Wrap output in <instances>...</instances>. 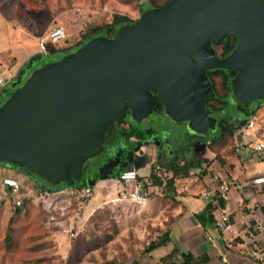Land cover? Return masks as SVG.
<instances>
[{"label": "water", "instance_id": "water-1", "mask_svg": "<svg viewBox=\"0 0 264 264\" xmlns=\"http://www.w3.org/2000/svg\"><path fill=\"white\" fill-rule=\"evenodd\" d=\"M228 32L236 36L234 46L218 57L211 39ZM40 58L3 89L0 161L72 187L87 161L98 159L105 131L127 108L139 118L160 101L171 120H186L200 133L212 129L215 118L204 103L213 95L207 68L236 70L233 97L243 105L256 100L249 117L264 97V0H166L143 7L111 36L92 35L34 64Z\"/></svg>", "mask_w": 264, "mask_h": 264}, {"label": "rangeland", "instance_id": "rangeland-1", "mask_svg": "<svg viewBox=\"0 0 264 264\" xmlns=\"http://www.w3.org/2000/svg\"><path fill=\"white\" fill-rule=\"evenodd\" d=\"M141 1L0 0V14L38 16L40 28L53 22L63 24L66 37L57 42L60 46L56 49L58 51L43 53L41 58L34 62L38 65L71 50L87 26L108 21L114 11L136 18ZM56 14L58 19L52 18L50 22L51 17ZM96 34L103 32L99 31ZM249 117H253L254 120L249 133L234 129L231 139L226 138L224 145L217 151L210 146V150L201 160V166L205 167L204 171L189 174L190 178L187 179H178L175 186L179 192L191 196L199 195L198 189L206 185L202 180L203 173L208 172L211 176L216 172L244 173V165L251 159V153L246 146L247 140L253 135L264 138V100ZM169 146L174 152L180 148L179 143L177 145L171 143ZM94 157L96 156L92 158ZM208 163L210 167L206 168ZM10 173L9 175H14L13 171ZM85 176L84 169L75 182H81ZM28 177L23 175L18 177L22 188L34 186ZM121 183L123 181L116 178L98 180L90 194L84 196L71 193L68 186L51 192L45 191L47 194L44 196H39L38 189L35 188L33 191L36 194L16 212L13 204L0 200V264H131L134 259L138 264L178 262L180 260L178 253L165 258V261L158 258L156 253L166 249L163 244L152 250L155 257L147 256L146 252L142 251V246L163 228L169 217H172V208L177 199L172 193L167 195L154 193V188L151 192L150 186L147 185L146 201L137 204L128 200H118L116 196ZM79 237L80 240L87 241L81 243L78 241V247L69 256L68 251L73 240ZM214 251L217 252L214 249L211 253H215ZM240 254L244 255L241 252ZM252 261L245 258L240 264H254ZM206 264L227 263L213 254Z\"/></svg>", "mask_w": 264, "mask_h": 264}, {"label": "crops", "instance_id": "crops-1", "mask_svg": "<svg viewBox=\"0 0 264 264\" xmlns=\"http://www.w3.org/2000/svg\"><path fill=\"white\" fill-rule=\"evenodd\" d=\"M52 18L58 19L57 14L51 17L50 22H52L53 20ZM38 23H39L38 16H34L30 14H0V70H6V77L3 80V82L0 84V98L3 93V89L5 88L4 93L8 91V89L10 88V82L16 79L19 76V74L22 73L21 71L25 68L28 62H30L33 58L37 57L38 54L42 55L43 53H54L58 51L56 49L59 48L60 46H58L57 43H49L48 49H46V51L44 52L39 50L37 46V38L38 36L43 35L45 30L51 24L48 26L45 25L43 28H40ZM209 150L210 149L208 148L207 151ZM148 156L151 159L152 157L151 150L148 152ZM203 157L204 156L199 157V159L196 160V161L198 160L200 161L199 165H195L196 161L191 163H182L179 161L173 162L170 160L166 161L165 163H159L150 160L148 161L149 163H141V165L139 164L140 166L137 169L133 167V165H130L135 170H137L138 172L137 175L148 183V185L150 186L149 190L150 189L152 190L154 188L155 190L154 193H158V194L164 193L165 195L172 193L174 197L177 199L171 212V216L173 217V219L169 224V235L171 239L170 241L163 244L166 247V249L156 253V255L160 259V256L166 253L170 249L172 244H174L179 249L180 248L189 249L193 255H197L201 252H204L206 254V260L201 262L200 264L208 263L211 259V255L213 254H215L216 257L219 256L220 260L227 264L229 263L240 264L244 261L245 258L252 260L244 251V245L247 243L248 240L246 236L241 237L240 235H236L233 238L230 245L223 247L224 233H222L219 229H217L214 226L216 207L211 208L210 215H208V212H203V206L207 201L212 199L211 197L213 195L211 194H214L216 180H218L219 176H223L222 173L216 172V174L213 176L209 175L208 172L203 173L202 180L206 183V185L205 187H201L198 189L200 194L196 196L182 194L175 186V182H177L178 179L180 178L187 179L190 178L189 174H192L194 172L196 173L202 172L201 160ZM247 161L248 162H246V164L244 165L245 167L244 173L243 175H241L240 178V179H244L241 181L245 183H247V177L251 172H253L255 169H260L263 167L260 162L256 161V159H252V160L250 159V161L249 160ZM171 163L189 166L190 168L188 174L187 175L174 174L173 176L172 174L173 171L169 167ZM155 164H158L159 166L158 171H155L153 169L154 168L153 166ZM199 167L200 170H197V168ZM208 167H210L209 163L206 165V168ZM12 171L14 175H10V176H17V175L18 177L20 175L24 176L23 173H21L16 167L12 166L11 164L6 166L0 162V176L2 174L9 175L11 174L10 172ZM159 171L160 172L165 171V175L173 176V185H174L173 190L167 189L165 184L160 186V185H156L151 181V179H153L155 175L163 176L159 174ZM231 175L235 176L236 178L240 177V175H238L236 172L234 174L232 173ZM28 178H30L33 181L32 182L33 184L34 183L33 178L31 176H29ZM98 180H104V179H97L96 181ZM96 181H94L93 185L95 184ZM34 186L36 185L34 184ZM34 186L23 189L34 190L35 188H37V186L36 187ZM122 186L123 184H120L118 189H120ZM154 190H152L151 192H153ZM202 190H209V195L207 196L202 195L201 194ZM147 199H148V195H146V199L144 201H146ZM5 201L6 202L8 201L11 204H13L11 199L4 200L2 202ZM263 201H264V185L249 186L248 184H246L243 190L239 191L233 188L229 190L227 207L229 210V216L231 220L234 222L233 225L234 230L238 234L240 233V229L237 226V220L242 214H248V215L255 214L264 220V217L262 216V212L260 209V205L263 203ZM142 202H139L137 204H140ZM159 232H157L154 236H151L150 239L155 238ZM153 249L146 251L147 256L155 257L154 255L155 252L154 253L152 252ZM214 249L217 250V252L214 251L215 253H211V251H213ZM224 251H225L226 259L222 260L221 253ZM240 252L244 253V255H241ZM232 258H235L236 260L231 261L230 259ZM252 262L254 264H257L254 260Z\"/></svg>", "mask_w": 264, "mask_h": 264}, {"label": "flooded vegetation", "instance_id": "flooded-vegetation-1", "mask_svg": "<svg viewBox=\"0 0 264 264\" xmlns=\"http://www.w3.org/2000/svg\"><path fill=\"white\" fill-rule=\"evenodd\" d=\"M229 33L232 32H228L225 36ZM233 35L235 43L236 36L235 34ZM234 43L228 51L217 56H226L233 48ZM216 70H220V75L226 78L228 88L226 95L221 96L225 102L219 109H213L208 102L209 97L215 96L214 91L213 95L204 98L209 115L215 118V126L212 129L207 128L205 133H200L190 130L187 127L186 120H171L165 114L164 104L160 101H155L151 105V110L146 114L139 115V118L132 116L130 109L127 108L123 118L105 131L103 135V147L101 148V152H99L98 159L95 158L85 166L86 176L91 177L96 174L101 176L102 173L111 176L125 166L149 163L148 161L150 160L159 163H165L169 160L182 163L195 162L199 157L205 156L208 150V143L217 135L221 126L219 118L228 120L230 129L240 128L239 124L245 120L246 112L255 104L256 100L243 105L242 102L233 97L231 79L236 73V70L233 68L211 67L205 69L209 81L211 72H216ZM149 90L152 93L156 92L154 86H151ZM263 100L264 97L260 102ZM164 140H167V142L165 143ZM171 143L173 145L179 143V150L174 152L169 146ZM150 150L152 151L151 159L148 156ZM11 165L16 167L14 163H11ZM16 168L24 176L29 175L27 173L29 171L26 172L25 170L22 171L19 167ZM31 177L33 178V176Z\"/></svg>", "mask_w": 264, "mask_h": 264}, {"label": "built area", "instance_id": "built-area-1", "mask_svg": "<svg viewBox=\"0 0 264 264\" xmlns=\"http://www.w3.org/2000/svg\"><path fill=\"white\" fill-rule=\"evenodd\" d=\"M66 33L62 24L53 22L44 32L38 36L37 46L40 51L44 52L47 49L48 43H57L64 40ZM6 77V70H0V84ZM253 117H248L246 122L239 128L245 134H248L253 127ZM246 146L250 148L256 156V161L262 164V168L255 169L247 177V183L240 181L233 175L219 176L214 188V194L217 200L222 203L216 207V215L214 226L224 233L223 247L230 245L236 235L246 236L247 243L244 245L246 254L257 264H264V220L255 214H242L237 220V226L240 229L238 234L234 230V222L229 216L227 207L228 192L231 188L235 190H243L248 185L264 184V138H259L253 135ZM158 171L159 166L153 168ZM200 170V167L197 168ZM138 172L134 168H123L119 171L116 179L123 181V186L118 189V200H128L130 202L139 203L146 199L147 192L141 188V182L137 179ZM160 175H165V171L160 172ZM148 185V184H147ZM71 193H78L76 187H69ZM91 188L84 186L81 188V194L90 193ZM35 191L31 189H23L19 180L10 175L0 176V200L11 199L14 205H19L23 196L33 197ZM39 196H44L47 193L44 190L38 189ZM202 195H209V190H202ZM213 195V194H211ZM221 259L225 260V251L221 253ZM234 264V263H229Z\"/></svg>", "mask_w": 264, "mask_h": 264}, {"label": "trees", "instance_id": "trees-1", "mask_svg": "<svg viewBox=\"0 0 264 264\" xmlns=\"http://www.w3.org/2000/svg\"><path fill=\"white\" fill-rule=\"evenodd\" d=\"M165 1L166 0L154 2L153 0H142L139 4L138 8L140 11L144 6L160 5ZM132 20H133V18H131L127 14L114 11L111 14L110 19L108 21H104V22H100V23H94V24L87 26L81 32V35H82L81 38L78 41H76L75 44L71 48L72 49L75 48L76 46L81 44L84 40L91 37L92 35H95L99 31H102L103 34H105L107 36H111L114 33L117 26H119L120 24H123V23L130 22ZM233 43H234V35L232 33H229L227 36H225V38H219V39H215V40L213 39L211 41V45H212L216 55H221L222 53L228 51L231 48V46L233 45ZM48 45H49V43L47 44V49H48ZM210 81L212 83V88H213V91L215 92V96L209 97L208 102L210 104V107H212L213 109H219L221 107V105L224 104V102H225V100L223 98H221V96H224L227 93L228 81L226 80V78L223 75H220V70H216V72H211ZM247 119H248V117L245 118L244 122H246ZM219 123L221 126H220V129L218 130L217 135L215 137H213L207 145L208 148L211 146V148L215 149L216 151L219 147L224 145V141L226 138L231 139L234 129L240 130L238 127L234 128V129H230V126L228 124V120H225L223 118H219ZM249 140H247V141H249ZM248 150L252 154V155L250 154L251 160L256 159V156L253 153V151L250 148H248ZM2 162H4V161H2ZM199 163H200V161L198 160L195 162V165H199ZM16 167H19L22 171H24V170L26 172L28 171L26 168H24L22 166L16 165ZM169 167L173 171L172 172L173 176H174V174L187 175L189 172V168H190L187 165H179L176 163H171V165ZM123 168H133V167L125 166ZM123 168H121V169H123ZM204 169H205V167L202 166V172L204 171ZM27 173H29V175L33 176L34 184L37 186L38 189L51 192L53 190L64 187V185L54 186L50 182H48L47 180H45V179H43L37 175H34L31 172H27ZM231 174L232 173H224L223 175L229 176ZM238 175H240V177L238 178L240 181L244 180V179H240L241 175H243V173L239 172ZM1 176H3V174ZM173 176L155 175L154 178L151 179V181L153 183H155L156 185H160V186L165 184L167 189L173 190V188H174ZM14 177H16L18 179L17 176H14ZM94 177H96L97 179H102L97 174L93 175L91 177L85 176V179H83L81 182H75L72 187H76L78 189V194L80 196L88 195L89 193L88 194H81L80 190L84 186H89L92 189L93 183H94V181H96V178L94 180ZM111 177L116 178L112 175H111ZM104 179H107V178H104ZM137 179L141 182V188L145 189L148 183L145 182L143 179H141L139 176H137ZM216 182H217V180H216ZM261 185H264V184H261ZM249 186H254V185H249ZM31 198L32 197L23 196L21 203L19 205H14L15 206L14 212L18 211L20 206H22L25 202L30 201ZM211 198L212 199L207 201L203 206V212H208V215H210L211 208L217 207L219 204L222 203L221 200L216 199L215 194H213V196ZM260 209L262 212V216L264 217V201L260 205ZM10 217H11V215H10ZM10 217L8 218V220L10 219ZM172 219H173V217H169L168 220L165 221L163 228L160 230L158 235L155 238L148 240L146 242V244H144L142 246V251H144V252L149 251V250H151V249H153L159 245L165 244L166 242L170 241L171 238L169 235V224L171 223ZM78 241H80L79 243H81V242H86L87 240H85V239L80 240V237L77 239L75 238L73 240L71 246H70L69 251H68L69 256L72 255L73 251L76 250V247H78V245H77ZM93 245H95V244H93ZM93 245H91V247H93ZM174 253H178L180 260L178 262H175V263L173 261H170V264H200L201 262L206 260V254L204 252H201L197 255H193L189 249H187V248H180L179 249L174 244H172V246L170 247V249L166 253H164L163 255L160 256V260L162 259L165 261V258L172 256ZM80 254H78V255H80ZM131 264H137L136 259L132 260Z\"/></svg>", "mask_w": 264, "mask_h": 264}]
</instances>
